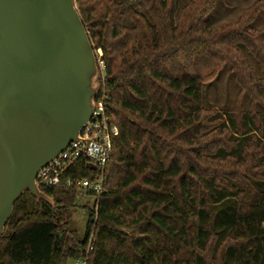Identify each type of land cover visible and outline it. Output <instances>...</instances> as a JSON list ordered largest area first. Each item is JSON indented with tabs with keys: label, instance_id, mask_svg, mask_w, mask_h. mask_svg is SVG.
<instances>
[{
	"label": "trees",
	"instance_id": "trees-1",
	"mask_svg": "<svg viewBox=\"0 0 264 264\" xmlns=\"http://www.w3.org/2000/svg\"><path fill=\"white\" fill-rule=\"evenodd\" d=\"M74 1L118 127L104 190L81 237L77 189L41 186L54 206L24 191L0 264H264V78L242 52L264 72V27L251 26L264 0L213 27L219 0ZM225 65L238 93L223 114L201 96ZM74 169L94 174L83 159Z\"/></svg>",
	"mask_w": 264,
	"mask_h": 264
},
{
	"label": "water",
	"instance_id": "water-1",
	"mask_svg": "<svg viewBox=\"0 0 264 264\" xmlns=\"http://www.w3.org/2000/svg\"><path fill=\"white\" fill-rule=\"evenodd\" d=\"M100 85L74 0H0V236L24 191L54 206L36 175L77 140Z\"/></svg>",
	"mask_w": 264,
	"mask_h": 264
},
{
	"label": "built area",
	"instance_id": "built-area-1",
	"mask_svg": "<svg viewBox=\"0 0 264 264\" xmlns=\"http://www.w3.org/2000/svg\"><path fill=\"white\" fill-rule=\"evenodd\" d=\"M98 66L102 81L103 63L98 62ZM108 100L100 85L90 119L81 129L77 140L70 142L56 158L38 171L36 181L39 187L75 188L78 192L82 191L84 196L94 198L91 207L96 209L99 196L104 190L105 167L113 152L112 139L118 134L114 116L108 111ZM82 159L87 161L90 169L94 171L92 177L79 179L66 176V173L75 172V165ZM91 165L94 167L92 168ZM88 249L91 247L89 246ZM86 259L85 257L77 260L75 264H86Z\"/></svg>",
	"mask_w": 264,
	"mask_h": 264
},
{
	"label": "rangeland",
	"instance_id": "rangeland-1",
	"mask_svg": "<svg viewBox=\"0 0 264 264\" xmlns=\"http://www.w3.org/2000/svg\"><path fill=\"white\" fill-rule=\"evenodd\" d=\"M184 1L179 0V6H182ZM255 1L257 0H219L215 8L206 16V23L208 27H213L235 20ZM125 2L143 11L139 0H125ZM251 26L258 29L264 27V11L256 16ZM242 52L247 57L249 64L255 69L256 75L264 78V72L257 69V63L254 58L243 49ZM98 73H100L99 66ZM237 93L238 85L231 75L229 66L225 65L211 81L204 84L201 102L204 107L215 108L220 113L225 114L231 109ZM259 110L264 114V108L259 107ZM93 202L94 198L84 196L83 192L79 191L76 194L74 205L69 208L68 221L70 227L76 231L79 237L82 236L85 228L86 209L90 208ZM75 262L76 260L71 261L70 264H75Z\"/></svg>",
	"mask_w": 264,
	"mask_h": 264
}]
</instances>
